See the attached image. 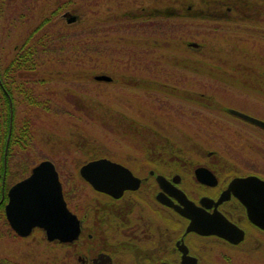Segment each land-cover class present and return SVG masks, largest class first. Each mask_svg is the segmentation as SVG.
<instances>
[{"label": "rangeland", "instance_id": "rangeland-1", "mask_svg": "<svg viewBox=\"0 0 264 264\" xmlns=\"http://www.w3.org/2000/svg\"><path fill=\"white\" fill-rule=\"evenodd\" d=\"M65 1L68 2L67 8L59 9L56 14L49 15L52 9ZM221 1L224 3L218 6L215 4V0H0V18L4 20L0 21V62L6 63L24 41H28L30 38L33 40L43 32H52L55 25L68 27L72 34L75 30L85 32V25L94 23L97 26V35H99L93 38L95 43L106 41L103 43L106 48L109 45L107 41L112 40L116 48L111 53L112 57H123L122 60H118L120 64L117 65L118 68H124L123 66L127 62L132 61L129 56L141 57L140 54H145L146 56L141 59L152 57L150 61H154L148 65L151 69L154 67V70L164 68L171 81L186 80L189 87L188 92L191 94L184 92L183 102L178 101L179 98H171V104L174 105L171 110L183 111L185 118H192L191 113L196 111V107L193 106L195 104L193 100L196 97L192 93H196L197 89L204 88L207 91L209 89V93L216 95L218 102L264 121V45L258 40H254L256 38L250 36L245 38L242 34H237L241 31L247 32L250 28L248 25H245L246 29L244 25L239 26L241 31L237 29V25L229 27L223 25L222 35L210 33L211 26H208L209 34L206 36L196 33L194 30H186L185 32H189L188 38L183 37L184 32L178 31L175 33V38L169 36L170 39L165 41L162 36L163 30L161 34H158L157 28L161 30L166 24L175 23V28L181 29L175 20L164 21L162 18L128 20L135 14L148 11L151 13L160 11L165 14L192 11L204 13L206 11L210 15L209 21H228L229 15H237L241 19L246 17L241 21H264V0ZM233 2L240 3L241 8L240 5ZM212 4L214 5L211 10ZM188 6L192 8L188 9ZM232 6L233 8H231ZM225 12H228L229 15H226ZM19 19L23 20L18 21ZM42 21H46L45 25L41 23ZM232 21L235 20L232 19ZM151 23L154 26H151ZM246 24H248L247 21ZM169 28L171 29V26ZM257 33H259L258 30L256 32L253 30V34ZM109 34H114V36L109 38ZM189 43L198 45L194 47ZM131 44L138 48L129 49ZM136 51L138 54L135 53ZM46 52V57L42 55L38 58V71L29 75L35 76L38 80L47 79V84L40 89L47 94L51 88L55 92L57 97L50 106L52 112H61L67 107V109L71 108L81 113L76 117H81L80 121L82 122L78 123L77 127L81 126L82 132L78 128L72 130L70 126H65L64 120L68 118L61 116L60 113L44 114L42 112L41 114L33 111L32 117L40 118L39 120L47 124L49 122L53 124L57 120L60 122L54 124L56 131L40 127L35 133L31 146L27 148L13 147L8 162L12 177L20 172L23 175L42 158H50L56 168L61 170L60 174L64 185L73 181L77 187L74 191L77 192V190H84L83 183L77 176L79 163L99 156L119 159L120 154L127 152L132 147L155 146L178 149L181 147L188 153L191 151L200 153L205 150H223L222 148L225 146H232L236 148V152L249 151L255 157L258 145L264 146V129L247 121H240L226 112H223L218 120L213 118L210 120L215 125L209 126V135L201 134V137L191 138L187 133H193L195 131L193 127L184 126L175 119H173L175 123L168 121L170 115L157 105L145 101L143 96L137 95L132 98L127 95L124 92V85L128 84V77L114 73L112 76L113 79L116 78V82L110 96L115 103L127 110L128 113L124 115L123 110L117 107H108L111 105L100 104L99 101L72 89L79 86L85 88L87 85L89 88L94 86L98 89L105 86L99 83L93 84L94 75L104 72L94 73L91 67L100 63L103 58H107L106 55L98 54L96 51L98 55L95 56V50H92L89 54L90 60H83L82 65L84 66L77 65L78 62L74 66H70L73 69L70 68L68 74H64L65 70L54 65L53 57L57 48L48 44ZM190 70L201 82H197L196 77L188 73ZM74 79L79 80L75 82ZM78 81L79 83L81 81L82 84H77ZM162 98L156 96L157 100H163ZM203 99L209 101L207 97L201 100L203 101ZM180 103L184 104L186 108H180ZM135 112H138L137 115L142 116L144 121L136 120L134 117L132 119L126 115L130 113L134 116ZM16 114L19 119L24 115L19 108ZM59 117L64 120H60ZM193 117L198 118L196 114ZM194 118L191 121H196ZM156 130H160L161 134L155 132ZM90 131L91 133L114 131L112 135L120 143L112 140L108 144L109 147L100 148L97 142L98 138L95 137L96 134H88ZM73 147H77L78 154H76V158L67 161L71 155L66 158L65 154H69ZM194 157L196 158L193 160L194 162L201 159L198 153ZM237 164L239 171H243L242 168L247 166L244 161L239 159ZM70 207L72 206L70 205ZM33 234L35 235L36 232L34 231ZM248 234H255V232L250 228ZM261 239L262 249H264L263 235ZM38 240L32 238V245L27 246L28 250H23L24 253L37 261L49 256L56 257V249L50 246L47 248L46 244H42ZM250 245L247 242L244 243L245 250L249 249L246 252L248 254L234 256L233 261L229 264H264V250L255 254L252 249L254 244ZM214 246L217 247L216 244Z\"/></svg>", "mask_w": 264, "mask_h": 264}, {"label": "flooded vegetation", "instance_id": "flooded-vegetation-1", "mask_svg": "<svg viewBox=\"0 0 264 264\" xmlns=\"http://www.w3.org/2000/svg\"><path fill=\"white\" fill-rule=\"evenodd\" d=\"M62 4L57 5L58 9L67 8V1ZM215 4L220 6L221 3L215 0ZM0 21H4L3 18ZM14 54L6 63L0 62V74L10 70L8 65ZM0 87L8 99L6 134V116L0 114V264H229L234 256L248 254L249 249L243 246L246 242L254 244L255 254L264 250L261 244L264 230L248 219L245 207L232 191L226 192L236 176L256 175L264 179L262 144L258 145L255 157L249 151L236 152V148L225 146L223 150L201 151L197 162L192 155L196 152L191 151L184 157L181 147H132L120 154L119 159H111L127 167L139 179L137 186L124 189L119 196L95 190L85 180H82L84 190L75 192L76 184L66 182L64 185L59 173L66 206L79 220L78 236L70 241L50 240L45 229L39 226H33L26 235L19 234L6 215L8 192L30 173L33 165L23 175L22 172L13 177L10 174L9 157L13 147H21V142L18 138L10 144L12 99L1 79ZM240 121L245 120L240 118ZM238 159L247 165L243 171L238 170ZM198 166L207 168L214 177L205 174L206 182L200 181L195 174ZM157 175L164 177L162 185ZM177 190L195 205L202 206L205 212L217 211L237 225L243 230V239L233 243L217 234L187 231L189 219L158 198L163 194L177 204ZM222 195L225 198L215 203ZM201 199H206L208 204H202ZM250 228L255 234H248ZM32 238L39 239L47 248L56 249V257L37 261L24 253L23 250L32 245Z\"/></svg>", "mask_w": 264, "mask_h": 264}, {"label": "trees", "instance_id": "trees-1", "mask_svg": "<svg viewBox=\"0 0 264 264\" xmlns=\"http://www.w3.org/2000/svg\"><path fill=\"white\" fill-rule=\"evenodd\" d=\"M220 3L223 4L224 2L220 0ZM237 5L241 4L238 2H233ZM63 4L61 3V6ZM233 8V6L231 7ZM62 9V7H61ZM208 10V9H206ZM59 11L58 7L52 9L50 11L51 13L49 15L56 14V12ZM241 11V10H240ZM227 15L229 13L227 12ZM208 13L205 11L204 13H200L197 11L192 12H171V13H162L160 11H157V13L154 12H146V13H139L135 14L132 17H129L128 20H151V19H158L162 18L164 21L168 20H175L177 22V26H181V29L175 28V23H172V25L166 24L164 29L162 27L157 28L158 34L164 33L162 36L164 37L165 41L170 39L169 36L175 38V33L178 31L184 32L183 37H187L189 32H185L186 30L191 31L194 30L196 33L202 34L203 36H206L209 34L208 26L210 27L211 32L213 35H222L223 32V25H227L229 27L230 25H237V29L241 31V28L239 26L244 25V28L246 29L245 25H248L250 28L245 33L243 31L238 32L237 34H242L245 38L251 37L256 38L254 40H258L261 44L264 45V21H248V24H246L245 20L246 17L241 19V17H237V15H229L228 21H209ZM48 18V17H47ZM220 18V17H219ZM234 19L235 21H232ZM208 20V21H207ZM219 20V19H217ZM239 20V21H238ZM250 20V19H249ZM143 22V21H141ZM43 25H45L46 21L41 22ZM40 23V24H41ZM102 24V23H101ZM151 26H154L153 23H151ZM171 26V29L169 28ZM69 28L66 26H54L52 29V32H43V34H38L33 40L30 38V40L24 41L21 46L16 50L13 59L9 63L8 67L10 70L5 72L4 74H0V79L2 82V86L5 90V92L9 93L12 103H13V121H12V127H11V134H10V144L15 139H20V145L22 148H27L31 146L32 142L35 138V133H37L38 129L40 127H46L50 130H57L54 128V124L60 122L57 120V122L51 124L45 123L42 120H39L40 118L35 119L32 117L31 113L33 111L35 112H42L44 114H54V113H60L61 116L68 118L64 120L62 117H59L60 120H64L65 126H70L72 130H75L77 127V124L82 122L81 117H76L77 114H80V112L75 111L74 109H67L61 111V112H52L50 106L53 101L56 99L55 92L51 88L48 91H50L48 94L40 89V87H43L46 85L47 79H40L36 78L35 76L29 75L30 73H34L35 71H38L39 66H37V61L40 56L44 55L47 56L46 47L48 44H52L53 48H57V52L54 53V65L59 68L65 70L64 74H68V70L74 66L75 64L80 65V67L84 66L82 65L83 60L87 59L90 60V55L92 50H95V56L98 54L106 55L107 58H103L100 63L97 65H92L91 70L92 72H106L109 74L112 78L110 82H100L93 80L94 83L103 84L102 88H95L94 86H91L90 88L85 86V88H81L79 86L78 88H72L76 92H79L81 94H84L85 96L91 97L92 99H95L99 101L100 104L105 105H111L108 107H117L121 110H123V114L128 113L123 106L120 107L118 103H115L113 99L111 98L110 94L114 91L112 90V87L114 86V83L116 82V78L113 79L114 73H119L121 76L128 77L129 82L127 85H124L125 89L124 92L131 96L132 98H135L134 96H143L145 101L150 102L151 104L157 105V107L162 108L165 110L169 115L170 118H168V121L175 123L173 119L179 120L182 125L193 127L195 131L193 133H187V135L191 138L193 137H201V134L203 135H209V126L215 125V123L211 122L210 120L213 118L215 120L219 119V116L223 114L225 104H222L218 102L217 96L213 93H209V89L207 86V89L200 88L196 90V93H192L193 96L196 98L193 100V103H195L193 106L196 107V111L191 113V117H193L194 114L198 116V118H194L196 121H191L192 118H185V114L183 111H173L171 108H173L174 105L171 104L170 99L171 98H179L182 101L184 97V92L187 94L189 91V87L186 84V80L184 79L181 82H175L171 81L168 78V73L164 68L151 69L148 65L153 63L150 61L152 57H148L145 59H141L142 57H145V54H140L141 57H132L129 56L132 61L129 63L127 62L124 68H118L117 65H120L118 63V60H122L123 57L117 56L112 57V52L116 49L113 45V41H107L108 47L105 48L103 45L104 42H96L93 39L94 37H98L97 35V26L96 24H89L85 25L84 30L85 32H80L78 30H75L74 33H70ZM156 29V28H155ZM253 30L256 32V30L259 31L257 34H253ZM262 34V35H261ZM114 34H109L108 37L112 38ZM160 36V35H158ZM84 38V39H83ZM188 38V37H187ZM105 40V39H104ZM129 49H136L138 46L134 47L132 44L129 45ZM98 54H97V52ZM152 51V50H151ZM42 52V53H41ZM136 54L137 51L135 52ZM134 53V54H135ZM148 60V61H147ZM81 61V62H80ZM75 62V63H74ZM143 63L142 65H139ZM100 64V65H99ZM156 65V64H154ZM69 67V68H68ZM73 69V68H72ZM188 73L192 74V76H195L197 82H201L200 79L195 75V73L190 70ZM185 76V74H184ZM79 79H74L75 82H77ZM85 82V81H83ZM77 84H82L81 81ZM209 84V83H208ZM168 89H172L169 90ZM157 91H160L159 93ZM99 92V94H98ZM191 94L190 92H188ZM160 94V95H159ZM162 94V95H161ZM210 94V95H209ZM191 95V96H192ZM156 96L163 97V100H157ZM200 98H198V97ZM209 96V97H208ZM208 98L209 101H203L202 98ZM186 101V100H185ZM192 101V100H191ZM183 102V101H182ZM186 103V102H184ZM174 104V103H173ZM180 108H186L184 104H179ZM178 108L177 106H175ZM20 109L22 114L21 119L18 118L16 111L17 109ZM138 112H135L134 116H132L130 113L126 114L130 118L133 119V117L136 120H142V116L137 115ZM0 114H4L6 116L5 118V134L7 133V116H8V99L3 92V89L0 87ZM179 117V118H178ZM85 118V117H84ZM75 119V120H72ZM56 120V119H55ZM86 120V118H85ZM84 120V121H85ZM77 121V122H75ZM73 124V125H71ZM86 126V125H85ZM87 128V127H86ZM79 131H81V126L78 128ZM59 131V129H58ZM82 132V131H81ZM86 132V131H85ZM114 132V131H113ZM113 132H97V133H91L88 132V134L95 135L96 138H98L97 142L99 143L98 146L101 147H109L108 144L113 140L115 142H118L119 140L113 137ZM155 132L160 133V130H156ZM87 134V135H88ZM107 135V136H106ZM109 135V136H108ZM128 136V135H127ZM113 138V139H112ZM120 143V141H119ZM78 146V145H77ZM65 154V153H64ZM76 154H78L77 147H73L69 154H65L66 158L70 156V159H67V161H70L74 158H76ZM182 155L184 157H187L186 151H182ZM73 156V158H72ZM189 160V158H187ZM74 161V160H73ZM72 161V162H73ZM68 170V168H66ZM69 170H71L69 168ZM61 171V170H60ZM73 180V178H72Z\"/></svg>", "mask_w": 264, "mask_h": 264}, {"label": "water", "instance_id": "water-1", "mask_svg": "<svg viewBox=\"0 0 264 264\" xmlns=\"http://www.w3.org/2000/svg\"><path fill=\"white\" fill-rule=\"evenodd\" d=\"M196 46V43H191ZM95 80L109 81V75L98 73ZM226 110L242 119L264 128V121L235 108ZM80 176L93 188L113 196H119L126 188L137 186L139 179L122 164L101 157L89 160L79 167ZM196 177L206 182L205 174L214 177L205 167L195 169ZM164 177L157 175L162 185ZM239 199L246 210L248 219L256 226L264 229V179L255 175L236 176L228 184V191ZM179 203L174 204L167 196L160 194V201L172 205L175 210L189 219L186 230L203 234H217L230 242L237 243L243 239V230L231 223L219 212L209 214L202 206L195 205L183 192L177 190ZM9 201L6 215L11 225L21 235L30 232L33 226L45 229L48 239L70 241L79 233V220L66 206L62 195L61 183L53 162L43 159L38 162L28 176L16 182L8 192ZM225 198L222 195L215 203ZM204 205L206 199H201Z\"/></svg>", "mask_w": 264, "mask_h": 264}]
</instances>
